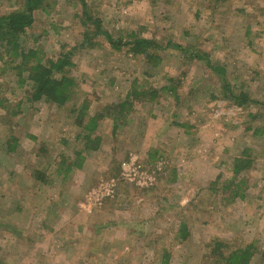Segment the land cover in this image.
Listing matches in <instances>:
<instances>
[{
  "label": "rangeland",
  "instance_id": "1",
  "mask_svg": "<svg viewBox=\"0 0 264 264\" xmlns=\"http://www.w3.org/2000/svg\"><path fill=\"white\" fill-rule=\"evenodd\" d=\"M22 4L0 0V14ZM84 9L115 37L156 41L157 67L101 35L80 42L91 28ZM33 16L22 47L52 58L71 50L75 84L63 106L30 100L0 61V264H161L162 253L168 264H223L210 255L215 240L225 254L252 243L248 264H264V106L226 99L203 61L164 46L206 52L234 92L264 101V0H44ZM134 87L156 97H134ZM122 101L128 114L117 116ZM82 102L105 115L96 150L77 136ZM243 149L251 163L234 175ZM77 150L81 166L57 175L61 156ZM34 168L50 182L34 180ZM110 179L114 195L89 201Z\"/></svg>",
  "mask_w": 264,
  "mask_h": 264
},
{
  "label": "trees",
  "instance_id": "2",
  "mask_svg": "<svg viewBox=\"0 0 264 264\" xmlns=\"http://www.w3.org/2000/svg\"><path fill=\"white\" fill-rule=\"evenodd\" d=\"M43 1L23 0L22 7L19 9L0 14V61L3 67L14 71L18 85L28 87L30 100L43 99L57 106H63L71 98L69 91L75 84L74 77L67 73L69 67L74 64L72 61V51L62 49L54 58L44 57L42 51L39 49H25L20 42V37L25 33L26 28L30 27L33 23L34 11L43 7ZM93 17L94 20L91 21V18L86 14V10H83V24L89 23L91 24V28H88V26L84 27L86 31L82 32L83 38L80 42L88 41L90 36L93 38L94 36L101 35L113 49L126 47V50L133 55L143 56L148 62H151L152 67H157L162 57L155 50L158 46L156 41L136 34L133 31H128L125 35L122 33L123 35L119 34L115 37L110 31L102 28L100 19L95 16ZM164 46L165 48L174 49L184 58H194L203 61L219 79L226 99H231L238 106H243L249 101L257 102L264 106V101L259 102L250 99L244 91L234 92L233 88L235 85L227 78L226 66L223 63L212 60L206 52L198 49L193 50L192 46H182L171 40H167ZM133 91L134 93H132ZM147 92L149 93V99L153 100L156 97L155 89L138 91L136 87L132 89L130 95L138 97ZM87 106V103L82 102L77 108L75 119V124L79 127L77 136L83 148L87 147L91 150H96L98 145H100V137L95 134L97 122L101 118H104L105 115L102 110L90 114ZM127 106L126 101L119 103L116 115H127ZM85 117L87 118L86 120L84 119ZM13 143L15 144V141ZM241 153L244 156L234 158L232 167L234 175L245 170L251 163V159L247 156L248 150L243 149ZM74 154L73 159L61 156L54 169L57 175L63 173L64 175L62 176H65L74 167L81 166L83 151L77 150ZM31 177L36 181L50 182L49 176L38 168L31 170ZM234 194H238V191H234ZM187 234L185 225L182 223L178 236L183 240L187 237ZM224 246L225 244L222 240H215L210 250V255L223 264H248L256 250L255 246L249 243L244 247L230 250L229 253L225 254L222 251ZM161 257V264H168V253H162Z\"/></svg>",
  "mask_w": 264,
  "mask_h": 264
},
{
  "label": "built area",
  "instance_id": "3",
  "mask_svg": "<svg viewBox=\"0 0 264 264\" xmlns=\"http://www.w3.org/2000/svg\"><path fill=\"white\" fill-rule=\"evenodd\" d=\"M130 164L131 162L127 164V167H124L123 165V169L130 171ZM132 172H133L132 178H136L138 176V170L134 168ZM141 178L147 183H151V181L153 180L152 174H149L147 172H144V173L142 172ZM113 195H114V183H113V180L110 179L106 181L104 185L102 184L99 185L96 191H93L92 193H90V195L88 196V199L91 202H100L102 198L111 197Z\"/></svg>",
  "mask_w": 264,
  "mask_h": 264
}]
</instances>
